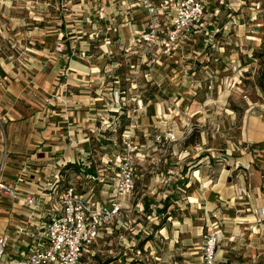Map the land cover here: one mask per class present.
Segmentation results:
<instances>
[{"label":"rangeland","instance_id":"obj_1","mask_svg":"<svg viewBox=\"0 0 264 264\" xmlns=\"http://www.w3.org/2000/svg\"><path fill=\"white\" fill-rule=\"evenodd\" d=\"M203 1L202 25L166 54L164 34L139 40L148 19L141 6L135 18L122 0H0V131L8 112L39 131L48 127L50 138L63 120L84 125L87 145L69 144L96 159L93 198L102 205L128 144L136 148L135 187L87 264H205L215 232L218 264H264V0ZM74 60L87 79L73 78ZM43 164L28 167V176L41 177L36 188L57 198L67 179L44 181ZM84 182L79 193L91 197ZM228 186V198L202 205L208 192ZM1 195L2 208L13 205ZM23 248L12 240L8 252Z\"/></svg>","mask_w":264,"mask_h":264},{"label":"built area","instance_id":"obj_2","mask_svg":"<svg viewBox=\"0 0 264 264\" xmlns=\"http://www.w3.org/2000/svg\"><path fill=\"white\" fill-rule=\"evenodd\" d=\"M139 5L147 12V24L139 37L146 43H156L162 38L161 47L169 51L182 48L204 20L206 3L203 0H139ZM167 20L171 28L165 30ZM138 40V41H139ZM64 45L60 46V51ZM167 139L175 141L176 136L168 133ZM136 148L128 144L129 154L122 158L119 178L113 185L114 191L108 205H102L92 197L79 194L76 188L68 185L59 195L58 204L46 211L42 232L36 236V243L30 252L10 264H87L86 256L93 253V246L102 238L103 231H110V223L122 212V199L134 187V152ZM112 159L108 161L111 163ZM0 172V193L14 199L18 194L2 182ZM88 178H93L89 175ZM26 203L33 208H41L35 195H28ZM264 211V208H263ZM10 237L0 234V263L3 261ZM218 233L208 238L203 252L205 264H218L216 252Z\"/></svg>","mask_w":264,"mask_h":264},{"label":"crops","instance_id":"obj_3","mask_svg":"<svg viewBox=\"0 0 264 264\" xmlns=\"http://www.w3.org/2000/svg\"><path fill=\"white\" fill-rule=\"evenodd\" d=\"M122 4L124 6L123 8H127L130 17H139L143 12V7L139 9V0H122ZM144 11L147 14L145 9ZM134 26L135 30H137V26ZM76 61L74 60L70 62V65L73 66L71 68L74 70L73 78H76L79 81L87 79L86 76L81 75L85 72L83 70V68L86 67L85 64ZM33 112L36 113V111ZM70 113L72 112L70 111ZM17 118L18 117L14 114L8 112L7 116L4 117L6 125L3 130L1 129L0 131V172L2 174V182L8 187L14 189L18 194V198L16 199L12 197L9 198V201L13 204L12 206L7 209L0 206V221H4L0 226V234L8 235L10 237L8 247L11 244V241L15 240L20 246H22V248L27 246L24 243L28 241L29 248H23L10 255L7 247L5 257L2 261L4 264H10L12 260H19L30 252L32 246L37 242L36 235L43 230V225L46 220V211L58 204L59 197L56 198L53 194L51 195V193L48 192L41 193L38 188H36L39 187L36 182L41 179V177L32 174L31 177L33 178H30L27 172L28 167L44 163L43 167L40 168V171H44L47 176L44 178V181L49 182L50 176H55L58 182H63V184H65L67 179L66 185L68 183V185L74 186L78 193L79 188L77 183L80 181L81 177L85 178V188L87 190L89 189L88 193L91 194L92 198L100 189V186L97 185L98 181L101 183L99 170L96 169V165V168L93 165L96 159H86L85 155L79 154L81 152L80 148L69 144L72 140L77 141L80 139L78 141L83 147L87 145V138L81 140V127L84 125H78L75 122L65 124V121L63 120L62 122L64 123L57 127L58 136L55 137V139L48 137L49 134L43 135L48 132V127H40L42 131H39L35 125L32 127L30 123L25 121H17ZM51 155L53 157H49ZM37 160L41 163H35ZM52 162L56 164V170L51 167L50 163ZM77 164H80L81 167L77 168ZM32 169H34V172L36 173L39 172L37 171L39 169L36 167ZM79 171L81 172L79 173ZM89 175H93L95 180L90 181L93 178L87 179ZM245 183L246 181H243L242 178L238 180L239 185ZM41 184L46 186V183H43L42 181ZM102 186L105 187V183L102 184ZM208 194L209 195L206 197V201L208 202H202V205L214 208L215 205H218V203L221 202L220 200H224L232 194V187H222L218 192L213 193L210 191ZM28 195H35L36 199L41 204V208L37 209L28 206L26 203V197ZM1 196L0 193V197ZM191 199V201H193V198ZM22 206L30 208L31 213L18 212ZM1 216H3V218ZM14 237L16 238L14 239Z\"/></svg>","mask_w":264,"mask_h":264},{"label":"trees","instance_id":"obj_4","mask_svg":"<svg viewBox=\"0 0 264 264\" xmlns=\"http://www.w3.org/2000/svg\"><path fill=\"white\" fill-rule=\"evenodd\" d=\"M80 194V193H79ZM169 200V196L168 197H166V199H165V201H164V203H163V205H162V209H159L158 211L159 212H161L162 210H164L165 208H167V206H168V201ZM103 233L104 234H109L107 231H103ZM102 238H103V236H102ZM93 248V247H92ZM88 255H90V254H88Z\"/></svg>","mask_w":264,"mask_h":264}]
</instances>
